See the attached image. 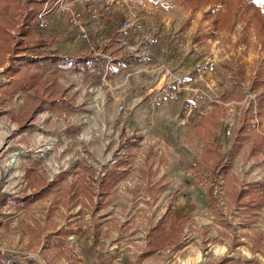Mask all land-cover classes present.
I'll use <instances>...</instances> for the list:
<instances>
[{"label": "rangeland", "instance_id": "obj_1", "mask_svg": "<svg viewBox=\"0 0 264 264\" xmlns=\"http://www.w3.org/2000/svg\"><path fill=\"white\" fill-rule=\"evenodd\" d=\"M56 1L48 5L46 45L12 51L0 69V264H241L242 259L264 264L261 232L232 228L222 220L219 235L225 240L218 242L211 228L213 190L220 180L222 204L246 206V220L263 202L258 193L263 185L255 179L264 180V144L254 145L259 139L252 129L243 139L237 132L234 137L245 120L264 136L263 35L249 19L251 11L236 18L232 28L212 33L204 16L208 6L197 10L175 0H89L98 9L109 1L111 9L103 30L98 20L84 17L89 39L83 40L67 15L57 12ZM60 1L62 6H82L76 0ZM43 5V0H20L8 27L13 47L30 37L42 40L31 25ZM124 20L126 26L118 30ZM28 23L27 36L23 25ZM11 66H23L37 81L13 84L16 74L4 71ZM177 86L181 90L171 99ZM212 112L214 153L201 161L198 126ZM132 129L165 141L166 178L157 180L161 163L155 161L157 169L150 161L139 169L146 180L118 193L125 160L114 159L122 140L133 137ZM73 167L83 173L70 177ZM29 170L42 178L40 187L28 186ZM100 172L103 197L92 187L97 185L92 177H101ZM145 195L158 212L154 217L162 216L163 209L182 208L188 224L178 245L144 256L146 247L137 244L122 261L102 259L112 243L107 238L116 240L120 234H111L115 225L101 228L109 223L100 215L112 214L109 207L116 204L122 212L114 216L121 221L128 217L127 206L147 203ZM72 217L78 221H70ZM51 222L56 230H49ZM127 229L119 239L128 236ZM68 234L76 241L72 247L63 245ZM84 234L90 243L86 255L81 253ZM56 236L58 245L52 241L50 250ZM56 249V257L47 254Z\"/></svg>", "mask_w": 264, "mask_h": 264}, {"label": "built area", "instance_id": "obj_2", "mask_svg": "<svg viewBox=\"0 0 264 264\" xmlns=\"http://www.w3.org/2000/svg\"><path fill=\"white\" fill-rule=\"evenodd\" d=\"M76 1L81 3V9L72 7V4L62 6V1L57 0V12H64L67 15L68 23L71 26L72 30L75 31L77 37L83 40H88L89 37L87 34L86 25L84 24V17L87 16L92 21L98 20L100 22L99 28L100 30H103L107 23L106 18L111 9V3L109 1H105L102 8L98 9L94 7V5L87 3L89 0ZM43 3L44 5L42 9L36 14V16L33 17L31 27L35 32H40L43 29H46L49 23L47 14L50 12V8H48V5L52 4L53 0H43ZM126 24L127 21L124 20L122 24L118 26V30H122L126 26ZM23 27L26 29L30 27V24H24ZM22 55L24 56L25 54ZM199 66V64L195 65L196 68H199ZM199 75H202V71L199 73ZM5 81H8V79H6ZM180 90L181 89L177 86L175 92L170 93L169 97L171 99H176ZM230 125L231 124L229 123L228 127L226 128V133L228 135H230L232 132V127ZM117 150V157L114 159V162L125 160V164L119 169V172L123 175L117 186L119 187V190H117L118 193H122L126 187L131 188V185L136 181L146 180L140 173L139 169H144L146 164L148 165L150 161H153L155 163L154 166L156 168L157 164L161 163L159 165V169L157 168L159 173L158 176L160 178L165 174L166 165L165 161L163 160V157L164 159H166L165 145H162L161 143H155L151 138H147L142 130L138 129L137 131H135L133 137H131L128 141H126V138L123 139ZM155 161H157V164ZM80 172L78 168H74L73 170H70L69 176L71 177L73 174L79 176L83 173ZM98 174L101 177H92V179H94V181L97 183V185L92 184V187H95L96 191L100 192L103 197V195L105 194L103 190L104 172H100ZM220 177L221 175L218 176V178ZM255 181L257 182V184L261 182L259 185H263V188L258 192L260 195H262L263 202L250 210L249 213L252 216V220H246V216L243 214V212L247 210L246 206L235 207V205L229 206L227 204H222L223 198L225 197L221 189V183L223 182V180L219 181V185L213 190V196L216 199L215 213L213 216H211L213 239L218 240V242H223L225 240L222 238V236L219 235V233L223 231L220 225V221L222 220L225 224H228L232 228L237 227L238 229L248 230L247 232L257 231L261 232V234L264 235V180L259 181V179L257 178L255 179ZM248 188L249 187L247 185L243 186L244 190H247ZM143 199L144 202L147 203L134 208L127 206L124 209V214H128V217L123 218V220L121 221H119L118 218L114 216L116 215L115 213L122 212L120 207L116 204H112L109 207L112 214L100 215L101 218H103L102 222L109 223L107 225H102L101 228L108 229L112 225H115L117 227V230H114L113 232H111V234H120L118 235V238L116 240L113 238H107V240H110L112 243L110 244L109 249H107L102 255V259H112L114 262L122 261L127 257L128 254H133V245L139 244L145 247L146 236L149 233L151 227L157 221L158 217L153 216L155 212V206L152 205V198L149 195H145ZM73 219L74 217H72L70 221ZM125 227H128V236L124 237L123 239H119L121 236H123L124 232H122V229H124ZM198 228L201 229L200 224L198 225ZM258 241L264 246V241L261 240V238H258ZM75 242L76 241L73 234H68V237L65 239L63 245L66 246L70 244V246L72 247L71 244H74ZM244 243L245 242H242V244ZM167 251L169 252V250H166V253ZM218 251L222 252L223 249L219 248ZM166 253H161V257L165 258ZM224 257L234 260V258L228 254H224ZM1 259L4 260L0 256V260ZM5 260V263L9 262V259ZM132 260L134 262L138 261L136 254L132 258ZM235 261L238 262L237 259ZM250 262L251 261L248 259L241 260V264H250Z\"/></svg>", "mask_w": 264, "mask_h": 264}, {"label": "trees", "instance_id": "obj_3", "mask_svg": "<svg viewBox=\"0 0 264 264\" xmlns=\"http://www.w3.org/2000/svg\"><path fill=\"white\" fill-rule=\"evenodd\" d=\"M175 1L190 9L203 10L208 6V9L204 12V16L208 18L212 24V33H216L219 30L232 28L234 26L235 19L250 10L251 12L249 19L253 22L257 32L263 35V39L261 41V50L264 51V0ZM10 24V20H7V22L0 21V66L4 64L7 59V55L12 51H20L26 48H40L46 45L44 40L32 39L30 37L25 42L16 43L13 47L14 39L8 31ZM262 62L264 64V57ZM23 68V66H11L9 69H4V71L7 72L9 70V72L16 74V78H14L12 81L13 84L25 83V81L32 84L37 81L35 76L26 75L25 71L22 70ZM25 76H28L27 80ZM0 84L4 85L3 82ZM215 119V112L206 113L202 123H200L198 126L199 129L197 134L204 143V153L200 157L201 161H207L214 153L212 139ZM206 125L209 127L205 130L204 128ZM248 129H252L255 132V137L259 139L257 143L254 142L255 146L260 147L262 144H264V136L255 130L254 124L249 120H245L240 127L235 129L234 137H236L237 132V137L243 139V137L247 135ZM26 180L28 186L32 188L40 187V184L42 183V178L36 172L30 170L26 172ZM209 193L211 195V190H209ZM210 200H212V196H210ZM167 216V212H165L148 236V247L150 251H155L156 249L164 246H171L176 244L180 239L183 229L182 223H184L186 218L176 220L172 227L167 229L165 227Z\"/></svg>", "mask_w": 264, "mask_h": 264}, {"label": "crops", "instance_id": "obj_4", "mask_svg": "<svg viewBox=\"0 0 264 264\" xmlns=\"http://www.w3.org/2000/svg\"><path fill=\"white\" fill-rule=\"evenodd\" d=\"M22 1V0H21ZM34 1V0H33ZM33 3V2H32ZM34 4V3H33ZM20 5V0H0V21H3V22H7V20H11V17H13V13H14V11H15V9H17V7ZM35 5V4H34ZM23 32L27 35V33H26V30H25V28H23ZM47 32V30H42V31H40V34H39V36H40V39H42V40H44L45 42H46V40H49V34L50 33H46ZM28 36V35H27ZM30 37V36H29ZM24 38H25V36H24ZM3 67H5V66H0V69L1 68H3ZM7 67V66H6ZM134 129H136V128H134ZM134 129H132L131 131H130V135L131 134H133V132H134ZM145 135H146V133H145V131L143 132ZM146 137H147V135H146ZM202 141V140H201ZM155 143H161L162 145L164 144L165 145V141L161 138L159 141H154ZM203 143V142H202ZM202 145H203V147H202ZM186 149H188V148H186ZM202 149H203V151H204V143L203 144H201L200 145V147H199V149H198V154H197V158H199L200 159V157L202 156V154L204 153V152H202ZM165 154H166V159H164V157H163V160L165 161V165H166V170H167V164H168V161H169V157H168V151H166V145H165ZM162 159V158H161ZM123 161V160H122ZM119 162V161H118ZM119 163H123V162H119ZM74 168V167H73ZM72 168V169H73ZM117 168H119V166L117 167ZM37 173V172H36ZM166 178V172H165V174L161 177V179H159V181H162V182H164V179ZM58 180V178L56 177L55 179H54V181H57ZM54 181H52V182H54ZM57 188H55V189H52V191H54V190H56ZM73 193H75V191H73ZM154 213H156V214H158V212L156 211V208L154 209ZM165 212H167V222H166V224H165V227L167 228V229H169V228H171L172 227V225L175 223V221L176 220H180V219H182V218H186V217H183L184 216V212H182V208H180V207H177L176 209H174V211H172V210H169V209H163L162 211H161V213H163L162 214V216L165 214ZM159 214H160V212H159ZM162 216H159L158 218H157V221L155 222V224L151 227V229H150V231H149V234H150V232L153 230V228L157 225V223H158V221H159V219L162 217ZM54 220L55 221H57V219L54 217ZM78 221V218H75V219H73V222H77ZM186 221H187V218H186V220L184 221V223H182V225H183V230H185L186 229V227H185V224L187 225L188 223H186ZM49 227V230H52V229H54V230H56V224L55 225H53V223L51 222V223H49V225H48ZM102 227V226H101ZM148 234H147V236H146V245H145V251L146 252H144V256L145 255H157V254H159V251L161 250V249H169V247H174L175 245L177 246L178 245V243L180 242V239H181V237H180V239L178 240V242L176 243V244H173V245H171V246H164V247H160V248H158V249H156L155 251H150L149 250V247H148ZM65 237H66V235H64L63 236V238L65 239ZM83 237H84V242H83V245H82V248H81V253L82 254H84V255H86V254H88L89 253V251H90V248H89V246H90V243H89V241H88V239H87V235L86 234H84L83 235ZM52 241H55V243H57L56 245H58V240H57V236L56 237H54V239H52L51 240V242H50V250H52L53 248H52V246H51V243H52ZM52 248V249H51ZM54 249H55V247H54ZM56 251H57V249L56 250H53V251H49V253H47L49 256H50V254H52L51 256H55L56 257ZM137 252V251H136ZM54 254V255H53ZM39 255L40 256H46V254H44V253H42V254H40L39 253ZM136 256H137V258H138V256H139V254H136ZM142 257H143V255H142ZM139 259V258H138ZM140 260V259H139Z\"/></svg>", "mask_w": 264, "mask_h": 264}, {"label": "bare ground", "instance_id": "obj_5", "mask_svg": "<svg viewBox=\"0 0 264 264\" xmlns=\"http://www.w3.org/2000/svg\"><path fill=\"white\" fill-rule=\"evenodd\" d=\"M16 155H17V153H15V154L12 156V158H11L12 161L15 159Z\"/></svg>", "mask_w": 264, "mask_h": 264}]
</instances>
